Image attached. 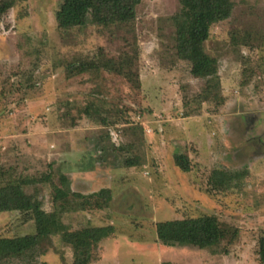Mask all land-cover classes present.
<instances>
[{
    "label": "rangeland",
    "instance_id": "rangeland-1",
    "mask_svg": "<svg viewBox=\"0 0 264 264\" xmlns=\"http://www.w3.org/2000/svg\"><path fill=\"white\" fill-rule=\"evenodd\" d=\"M232 1L194 2L195 35L219 61L209 79L177 57L179 0H142L129 25L61 30L63 0H18L0 18V168L12 179L47 175L27 190L70 232L113 226L92 264H263L264 0ZM105 61L112 70L67 71ZM215 170L241 176L220 190ZM62 175L84 198L54 202ZM202 216L226 230L219 247L158 240L157 223ZM35 233L22 213L0 214V237ZM44 246L42 264H73L62 235Z\"/></svg>",
    "mask_w": 264,
    "mask_h": 264
},
{
    "label": "trees",
    "instance_id": "trees-1",
    "mask_svg": "<svg viewBox=\"0 0 264 264\" xmlns=\"http://www.w3.org/2000/svg\"><path fill=\"white\" fill-rule=\"evenodd\" d=\"M142 0H63L57 18L61 30L85 27L89 20L93 24L109 27L129 25L136 20V10ZM196 0H179L180 12L172 18L176 27L177 57L187 62L191 74L195 78L209 79L219 74V61L210 56L195 35ZM213 10H226L234 6L232 0H207ZM18 0H0V18L7 15ZM113 61V60H111ZM109 62L102 64H72L68 67L69 75H82L89 71L109 69ZM120 71V69H118ZM111 139H115L110 133ZM175 164L184 172L191 171V162L187 155L176 154ZM240 173L215 170L210 178L214 188L225 190L233 187L235 178ZM50 178L45 175L38 180L33 177L12 179L5 168H0V214L20 212L25 222L35 224L34 235L16 237H0V264H42L40 258L47 253L44 243L53 236L62 235V241L73 250V264H92L98 245L111 237L113 226L101 228H84L70 232L62 223L58 214L47 213L42 203L27 189L40 182L47 183ZM61 188H55L54 202L66 200L70 196L84 198L73 192L68 177L60 178ZM104 191L95 194L104 197ZM108 192V191H107ZM158 240L167 247H193L201 250L214 249L226 238V230L222 228L215 216L186 218L159 222L156 225ZM234 234L233 236H235ZM258 256L264 264V237L259 239ZM170 264V263H164Z\"/></svg>",
    "mask_w": 264,
    "mask_h": 264
}]
</instances>
